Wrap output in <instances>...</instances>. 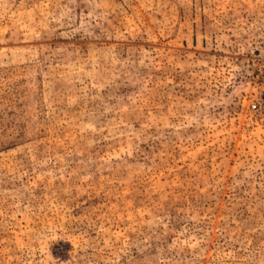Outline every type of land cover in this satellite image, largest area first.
Returning a JSON list of instances; mask_svg holds the SVG:
<instances>
[{
  "label": "rangeland",
  "instance_id": "1",
  "mask_svg": "<svg viewBox=\"0 0 264 264\" xmlns=\"http://www.w3.org/2000/svg\"><path fill=\"white\" fill-rule=\"evenodd\" d=\"M264 0H0V264H264Z\"/></svg>",
  "mask_w": 264,
  "mask_h": 264
},
{
  "label": "built area",
  "instance_id": "2",
  "mask_svg": "<svg viewBox=\"0 0 264 264\" xmlns=\"http://www.w3.org/2000/svg\"><path fill=\"white\" fill-rule=\"evenodd\" d=\"M260 87L247 105L249 120L260 130L264 139V77Z\"/></svg>",
  "mask_w": 264,
  "mask_h": 264
}]
</instances>
